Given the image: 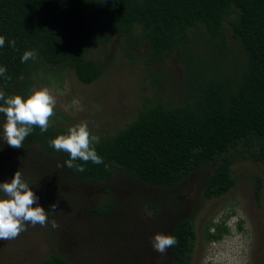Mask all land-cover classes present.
Segmentation results:
<instances>
[{"label": "trees", "instance_id": "1", "mask_svg": "<svg viewBox=\"0 0 264 264\" xmlns=\"http://www.w3.org/2000/svg\"><path fill=\"white\" fill-rule=\"evenodd\" d=\"M0 36L5 38L0 66L11 77L0 76L6 96L26 98L32 92L37 61L68 66L81 84L95 83L108 72L117 40L157 88L168 61H176L185 75L183 85H174L179 101L146 100L131 123L100 137L96 151L104 163L75 161L82 172L58 167L78 186L76 201L56 204L48 225L34 226V233L47 245L42 264H94L105 257L124 264V255L132 263L143 256L139 264H145L151 253L143 254L144 248L157 228L166 227L164 233L178 243L164 254V263L152 255L150 264H188L196 242L191 219L197 199L226 195L235 185L232 167L243 159L264 166V0H0ZM32 49L36 58L22 63L23 53ZM4 121L0 114V124ZM66 132L35 127L23 150L36 149L47 162L63 165L69 155L49 141ZM17 170L48 211L52 204L37 190L36 175L4 153L0 182L10 181ZM261 182L258 177L257 198ZM82 186L104 198L97 205L95 196L85 204L77 201ZM223 231L207 232L206 239L218 241ZM116 251L123 253L120 261Z\"/></svg>", "mask_w": 264, "mask_h": 264}, {"label": "rangeland", "instance_id": "2", "mask_svg": "<svg viewBox=\"0 0 264 264\" xmlns=\"http://www.w3.org/2000/svg\"><path fill=\"white\" fill-rule=\"evenodd\" d=\"M121 47L122 41H115L107 61L108 72L91 85L81 84L72 68L68 66L57 69L38 61L34 64L32 90L47 86L56 94L57 104L55 115L50 118L51 126L67 130L80 121H87L93 134L99 137L111 136L136 118L138 112L148 105L146 100L164 103L179 101L175 97L174 85H183L185 75L180 72L175 60L168 61L167 75L163 77L160 88H157L152 84V78L145 74L142 65L131 63ZM156 73L160 75L163 71L157 69ZM1 151L10 160L21 164L26 174L36 175L40 184L37 190L43 197L48 198V203L76 201L73 192L78 186L60 172L54 162L41 158L36 149H15L0 139V153ZM4 153L0 155V164L4 161ZM232 177L235 185L226 195L200 202L197 199V203L193 205L195 210L191 220L196 242L188 264H264V166L243 159L232 167ZM258 177L262 182L257 198L255 188ZM80 188L82 198L77 201H84V204L93 196L95 199L92 203L95 205L99 204V199L104 198V195H100L101 191L99 195H95L88 186ZM181 209L184 210L185 206H181ZM178 211L176 209L174 212ZM38 226L39 224L36 228ZM34 228H26L27 230L15 239L0 240V264H42L48 252L47 245L42 236L34 233ZM216 228L225 231L221 232L218 241H208L207 232L214 234ZM167 229L157 228L154 234H165ZM130 230L135 231V228ZM149 232L150 236L151 231ZM127 233L121 235L125 236ZM126 240L122 238L118 242L123 244ZM149 253L151 255L145 264H150L152 255L160 262H165L166 256L156 252L151 242L149 247L144 248L143 254ZM115 254L117 258L114 259L120 261L123 253L116 251ZM124 256V264H139L143 258L141 256L132 263L130 258L126 257L128 255ZM94 264L113 263L105 257Z\"/></svg>", "mask_w": 264, "mask_h": 264}, {"label": "clouds", "instance_id": "3", "mask_svg": "<svg viewBox=\"0 0 264 264\" xmlns=\"http://www.w3.org/2000/svg\"><path fill=\"white\" fill-rule=\"evenodd\" d=\"M15 49L16 41H10ZM5 45V38L0 36V47ZM38 53L35 49L27 50L21 57V62L25 63L30 59H35ZM7 69L0 66V76L10 80L6 76ZM0 114H3L5 121L0 132V139L8 146L19 149L23 148L24 140L33 132L35 127L40 131L47 132L50 127V118L55 115L57 104L55 92L47 86L34 89L25 98L21 95L6 96L0 90ZM100 137L93 134L87 121H80L69 127L67 132L56 136L49 141V145L58 152H65L69 159L58 167L75 168L77 171H84L82 164L75 161L81 160L84 163L91 161L94 164L104 163L103 158L98 155L96 145L99 144ZM0 240L6 241L17 238L26 225L31 224L46 227L49 223L48 212L56 211L57 205H50L48 211L41 206L39 197L24 179L21 171L17 170L10 181L0 182ZM35 205V206H33ZM52 227H58L55 220L51 222ZM178 243L175 235L156 233L151 244L153 249L165 254L167 250Z\"/></svg>", "mask_w": 264, "mask_h": 264}]
</instances>
